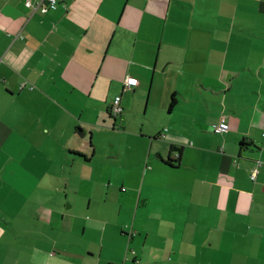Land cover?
<instances>
[{"label":"crops","instance_id":"obj_1","mask_svg":"<svg viewBox=\"0 0 264 264\" xmlns=\"http://www.w3.org/2000/svg\"><path fill=\"white\" fill-rule=\"evenodd\" d=\"M25 1L0 0V264H264V4L196 20L171 0L159 18L155 0H57L45 14ZM117 96L114 128L89 119L113 117ZM55 104L62 130L107 128L139 146L116 204L89 217L51 204L47 180L17 178L36 168L27 156ZM222 118L229 131L216 134ZM73 135L70 154L93 162Z\"/></svg>","mask_w":264,"mask_h":264},{"label":"rangeland","instance_id":"obj_2","mask_svg":"<svg viewBox=\"0 0 264 264\" xmlns=\"http://www.w3.org/2000/svg\"><path fill=\"white\" fill-rule=\"evenodd\" d=\"M155 2L157 10H153L150 13L154 18H159L161 9H163V4H161L162 1L159 0H155ZM167 2L168 0H165V3ZM183 2L187 4V11L193 12V18L196 20H213L218 17L227 19L230 14L242 16L243 13H241V11L238 12L235 6L238 3H249V5L256 7L260 6L262 3L264 4V0H193V6H191L189 0H171L172 4L177 5ZM190 6L193 10L189 9ZM162 13L165 14L166 12L162 11ZM175 14L177 13H174V15ZM253 17L258 18L256 15ZM182 18L181 22H184L185 17ZM195 30L196 28H193V31ZM151 35H153V37L161 36L159 31L155 34L152 32ZM109 82L110 78L105 80L106 85H108ZM99 88L100 94H103V96L108 94L103 83H100ZM75 95L78 94L75 93L74 96ZM99 103L100 98L97 97L93 107H99ZM77 104L79 103H76V105ZM72 105H74V103L69 104L68 107H73ZM138 109L140 111L142 110L143 113V102L140 103ZM38 110L40 111V107H38ZM92 111L96 113L98 112L96 108H93ZM92 111L90 112L89 119H95V122L93 123L101 122L104 126L107 125L114 128V117H109L107 113H104L108 116L107 120L110 123L104 124L102 121L104 114L99 119H96L94 118ZM65 114L66 110L64 108L59 107L56 104L54 105L51 112V119H53L51 131L46 136L37 132L35 140L36 147L32 149V153L37 152V154L36 156L33 154L27 156V158H32V164L35 163L36 168L32 166L30 172L22 171L21 176L17 178L26 180V178L32 176L33 180H35V177L38 181L43 179L47 180L48 187L45 189L48 190L46 193L48 197L53 199L50 202L51 204L54 203L53 205L56 208L63 210L67 217H70V215L89 217L95 210L102 212L105 208H109V206L116 204L112 199H115L120 192L117 193L115 185L117 186V190L120 191V186L124 185L125 179L127 180L128 178L126 173L129 172L128 166L132 160V148H139V146L133 143L131 146H127L128 144L125 142L126 139H123V135L117 136L107 128H104V132L96 135L93 139L91 138L90 132L87 133L86 136L79 138L78 135L81 136V134L73 131L72 128L69 131L65 130L66 135L63 136L65 131L62 129L66 122L62 120V117L65 119ZM73 117L79 118V115L73 114ZM68 119L69 116L67 115L65 120ZM148 122L149 120L147 119V123ZM68 125H74L73 121L69 122ZM85 127L90 131V127H87L86 125ZM119 129H121V127H119ZM70 134H74L73 136H76V139L82 140L83 144L81 145V148H84L93 157V162L85 164L80 157H75L70 154L71 146L67 147L65 139L66 136H69ZM73 136H70L69 140H71ZM112 142H116V144L113 145ZM69 144H71V142ZM75 144L76 141H74L72 145ZM118 148L127 153L121 159H114L112 158V151ZM95 149H97L96 153H94ZM24 157L26 156H23V158ZM74 158L77 159L75 163ZM79 162H81L80 164L82 165L77 164ZM133 177H135L137 181H141V175L136 170L134 171ZM38 195L41 196L40 192H38ZM120 196L122 197V195ZM23 205H25L24 202ZM53 216L57 218L55 213ZM80 225L82 224L80 223ZM199 237L200 241L193 239V242L197 245L194 246L195 249L193 253H197V256L201 257L199 256L201 253V250L199 249H202L206 235H201Z\"/></svg>","mask_w":264,"mask_h":264},{"label":"built area","instance_id":"obj_3","mask_svg":"<svg viewBox=\"0 0 264 264\" xmlns=\"http://www.w3.org/2000/svg\"><path fill=\"white\" fill-rule=\"evenodd\" d=\"M25 4L27 7L31 8L34 11V13L40 12V13L45 14L51 10H55L58 6V1L57 0H26ZM138 83H139V81L136 77L128 76L126 78V81H125V87L131 88L133 86L138 85ZM122 110H123V107L121 105V96H117L113 100V102L109 108L110 114L116 118L121 114ZM213 131L216 134H224V133L228 132L229 131V124H228L226 118H222L218 123L214 124L213 125ZM258 164L261 165L262 162L259 161ZM256 174H257V170H255L252 173L251 178L255 179Z\"/></svg>","mask_w":264,"mask_h":264},{"label":"trees","instance_id":"obj_4","mask_svg":"<svg viewBox=\"0 0 264 264\" xmlns=\"http://www.w3.org/2000/svg\"><path fill=\"white\" fill-rule=\"evenodd\" d=\"M174 105V101L172 102V104H171V106H173ZM243 144H244V142H243ZM178 154H180L179 152H178ZM180 156V155H179Z\"/></svg>","mask_w":264,"mask_h":264}]
</instances>
